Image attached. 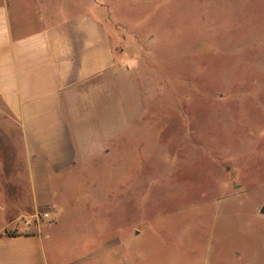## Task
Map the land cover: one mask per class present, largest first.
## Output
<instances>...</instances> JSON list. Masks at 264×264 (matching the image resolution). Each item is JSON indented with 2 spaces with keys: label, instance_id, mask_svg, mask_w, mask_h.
<instances>
[{
  "label": "crops",
  "instance_id": "1",
  "mask_svg": "<svg viewBox=\"0 0 264 264\" xmlns=\"http://www.w3.org/2000/svg\"><path fill=\"white\" fill-rule=\"evenodd\" d=\"M172 2L0 0V112L19 130L27 174L25 185L11 173L6 188L0 176V264H200V252L167 229L166 216L140 211L131 220L112 207L118 200L98 198L104 180L95 174L104 169L94 166L137 121L125 116L124 100L149 58L141 31L160 26ZM124 170L117 167L119 179ZM83 174L89 190L68 201L85 204V224L80 209L63 216L55 199L61 186L52 182L67 180L70 194ZM25 189L31 212L16 213L12 195ZM201 238L210 244L207 264H230L238 238L243 249L251 245V236L229 229Z\"/></svg>",
  "mask_w": 264,
  "mask_h": 264
},
{
  "label": "rangeland",
  "instance_id": "2",
  "mask_svg": "<svg viewBox=\"0 0 264 264\" xmlns=\"http://www.w3.org/2000/svg\"><path fill=\"white\" fill-rule=\"evenodd\" d=\"M173 1L160 26L141 31L149 58L136 67L133 98L124 100L125 116L137 121L97 159L104 169L95 174L104 180L98 198L118 200L112 207L131 220L140 211L166 216L167 229L200 252L197 263L209 260L202 235L229 229L251 236L249 250L238 238L230 264H264V0ZM19 134L0 112L4 188L11 173L27 183ZM85 177L72 181L70 194L67 180L52 181L61 186L55 199L63 216L80 209L83 224L87 207L68 199L85 196ZM12 196L20 203L12 211L31 212L28 190Z\"/></svg>",
  "mask_w": 264,
  "mask_h": 264
},
{
  "label": "water",
  "instance_id": "3",
  "mask_svg": "<svg viewBox=\"0 0 264 264\" xmlns=\"http://www.w3.org/2000/svg\"><path fill=\"white\" fill-rule=\"evenodd\" d=\"M263 213H264V210H263Z\"/></svg>",
  "mask_w": 264,
  "mask_h": 264
}]
</instances>
